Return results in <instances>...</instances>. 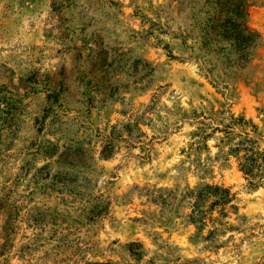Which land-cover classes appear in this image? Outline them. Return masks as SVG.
I'll return each mask as SVG.
<instances>
[{
    "label": "rangeland",
    "instance_id": "obj_1",
    "mask_svg": "<svg viewBox=\"0 0 264 264\" xmlns=\"http://www.w3.org/2000/svg\"><path fill=\"white\" fill-rule=\"evenodd\" d=\"M252 147L264 0H0V264H264Z\"/></svg>",
    "mask_w": 264,
    "mask_h": 264
},
{
    "label": "trees",
    "instance_id": "obj_2",
    "mask_svg": "<svg viewBox=\"0 0 264 264\" xmlns=\"http://www.w3.org/2000/svg\"><path fill=\"white\" fill-rule=\"evenodd\" d=\"M237 5L238 4H236V6ZM242 5L243 7L245 6V4ZM239 9L240 8L238 7L235 8V15H238ZM214 18L216 17L214 16ZM236 19L238 20L239 17ZM238 24L240 23H233L234 28H236ZM220 27L225 28L226 26L221 24ZM65 150L68 151V147ZM67 151L60 153L58 156L61 157L63 154H66ZM108 151L109 150H107V146L105 145L100 151V154L105 155V153H108ZM73 156L78 158L77 162L81 167L87 166L89 160H91L92 157L81 147H78L74 150ZM240 159V170L247 176V178L251 180L250 183L253 186H257V182L259 180L256 182H252V180H255L256 177H264V152H259V150H256L254 147H252L247 149L245 154H243ZM188 195H190L189 197H191V199L194 201L193 205L195 208L193 211L195 216H191V219H193L192 221L195 223H200L199 228H202V226L205 225L204 222L208 220L215 224H222L220 222V218L225 215L226 206L231 201V196L227 188L215 184H202L201 186H197L195 189H191ZM215 210L219 213L220 217L213 216Z\"/></svg>",
    "mask_w": 264,
    "mask_h": 264
}]
</instances>
